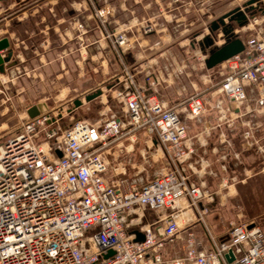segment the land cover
Returning <instances> with one entry per match:
<instances>
[{"label":"built area","instance_id":"built-area-1","mask_svg":"<svg viewBox=\"0 0 264 264\" xmlns=\"http://www.w3.org/2000/svg\"><path fill=\"white\" fill-rule=\"evenodd\" d=\"M76 29L81 31L82 24L77 23ZM126 31L114 35L118 46L127 43ZM244 43L243 52L226 60L219 91L242 105L248 100L246 90L257 88L254 106L261 111L264 27ZM119 95L129 127L155 138L170 159V168L138 186L111 182L102 151L124 136L122 120H77L59 135L49 127L44 133L47 141L40 143L36 141L40 128L57 120L40 113L29 117L17 133L0 141V264H264V234L257 224L246 222L233 223L224 240L208 234L205 249L188 232L184 255L165 257V247L194 223L184 219L187 227L180 226L177 202L184 199L199 215L196 221L204 222L207 209L200 203L210 193L190 183L183 168L190 149L180 108L147 95L132 74L125 76ZM184 106L190 119L206 109L197 94L189 96ZM134 208L169 213L161 226H144L143 240L135 241L127 222ZM229 252L230 262L225 257Z\"/></svg>","mask_w":264,"mask_h":264},{"label":"rangeland","instance_id":"rangeland-1","mask_svg":"<svg viewBox=\"0 0 264 264\" xmlns=\"http://www.w3.org/2000/svg\"><path fill=\"white\" fill-rule=\"evenodd\" d=\"M119 1L122 0H107L114 7L111 16L103 14L100 11L102 5L93 0H88L91 17L83 16L84 9L80 8L78 23L82 24V30L77 31V45H73L71 52L69 47H64L59 53L62 60H67L65 64H58L55 59L57 62L43 65L39 56L31 54L33 64L29 65L28 61L18 58L15 64L6 66L4 72H0V141L20 130L30 117L27 111L32 106H38L40 114L57 120L51 126L45 124L40 128L36 138L40 143L47 141L44 133L49 127H54L59 135L77 120L95 123L113 117L119 118L124 123V136L102 151L108 161L106 176L111 182L123 181L128 185L138 186L169 169L171 164L165 150L155 138V141H150L146 135L138 136V130L134 131L129 127L124 102L119 95L125 89L127 74H132L135 79L138 77V33L142 31L141 34L150 35V43H159L158 50L153 52L158 54L169 49L176 59L185 60L184 67L179 68L180 73L176 72L180 85L184 83L186 86L180 98L182 101L194 94L207 101H214L211 92L219 90L227 70V61L207 69L204 65L207 51L204 53L198 43L209 34V26L213 20L235 7H242L249 0H125L127 9L121 8L123 6H120ZM257 2L259 3L253 4V16L238 32L245 41L264 27V0ZM144 28L150 30L144 32ZM123 29H127V43L118 46L114 35ZM221 42L222 37L215 36V44L220 45ZM187 72L191 73L187 75ZM190 80L198 87L194 89ZM98 89L102 91L100 96L87 102L84 100L85 95ZM170 95L167 92L162 96L165 100L173 101L174 98ZM218 96L224 105L229 104L222 93ZM75 99H80L82 104L75 107ZM253 100V97L248 98L240 106H251ZM253 115H241L240 124L232 127L222 118V141H249L251 138L264 141V125L257 127L254 121L256 116ZM229 199L227 194V202L223 207L227 213L222 227L225 233L233 223H238ZM198 216L196 213L193 216L195 223H200L202 232L204 230L208 234L205 222L196 221ZM185 218L179 223L183 229L187 227L183 222L186 221ZM194 231L192 225L181 231L180 238L165 247V257L184 255L187 233L192 232L195 236Z\"/></svg>","mask_w":264,"mask_h":264},{"label":"crops","instance_id":"crops-1","mask_svg":"<svg viewBox=\"0 0 264 264\" xmlns=\"http://www.w3.org/2000/svg\"><path fill=\"white\" fill-rule=\"evenodd\" d=\"M93 1L102 5L100 11L103 14L111 16L114 12V7L107 0ZM119 2L120 6H123L121 8H126L125 0ZM88 7V0H0V39L8 40V49L11 51L9 60L3 64L2 72L6 66L15 64L18 58L28 61L29 65L33 64L31 54L39 56L43 65H49L52 61L65 64L67 60H62L59 53L64 47H69L71 52L73 45H77L76 24L79 10L83 8V16L89 18L91 9ZM138 29L140 31L141 28ZM141 32L138 33L136 80L147 95H154L164 104L180 108L181 119L187 126L185 145L190 149L187 159L183 162V168L190 183L211 193L208 199L200 203L201 207L208 210V214L203 218L206 232L216 240L227 238V233L222 231V227L227 219L223 207L229 194L231 208L238 222L255 223L264 234V141H258L256 138L249 141H222L224 133L220 128L222 118L227 120L231 127L238 126L240 116L245 113L256 116L254 121L257 127L264 125V110L255 111L253 106L259 90H246L248 98H254L251 106L236 105L228 99L229 104L224 105L218 96L221 92L214 90L211 92L214 101H207L203 97L205 112L190 119L185 113L184 100L180 99L186 86L184 83L180 85L176 73H180L179 68L184 67L185 60L176 59L169 49L158 54L153 52L158 50L159 43H150L151 36ZM152 32L151 35L154 34V31ZM0 54L6 55L7 50H1ZM205 78L203 75V80ZM189 83L194 89L198 87L191 80ZM167 92L174 98L173 101L164 99L162 95ZM140 135L144 134L138 131V136ZM148 138L155 141L153 137ZM177 205L179 220L186 217V220L190 218L189 223L194 221L191 225L195 230V240L201 249L208 248V234L204 230V233L202 232L200 223H195V212L184 199H180ZM168 213L169 210L134 208L127 215L128 232L142 234V228L147 225L155 229L162 225L161 220Z\"/></svg>","mask_w":264,"mask_h":264},{"label":"water","instance_id":"water-1","mask_svg":"<svg viewBox=\"0 0 264 264\" xmlns=\"http://www.w3.org/2000/svg\"><path fill=\"white\" fill-rule=\"evenodd\" d=\"M258 0H249L242 7L238 6L232 10L222 14L220 17L216 18L210 23L209 34L202 37V40L199 41L200 49L206 53L207 56L204 58V65L207 69H211L227 59L233 57L234 55L241 53L245 49V43L243 39L239 36V30L247 25L250 18L254 13V2L257 4ZM264 5V2H263ZM238 30V31H237ZM216 34V35H215ZM220 35L223 39V42L220 45L215 44V36ZM8 40L6 38L0 39V51L7 50L6 55L0 54V71H3L4 62L9 60L11 55L10 49H8ZM207 49V50H206ZM102 91L100 89L96 90L91 94L84 96V100L90 101L98 96H100ZM75 107H78L82 104L80 99H75L73 101ZM38 106H32L28 109L27 113L30 117L36 116L39 111ZM57 155L60 156V151H56ZM143 240V234L136 233L135 241ZM112 252L109 251L108 255ZM228 262L232 260V254L229 252L225 255Z\"/></svg>","mask_w":264,"mask_h":264}]
</instances>
